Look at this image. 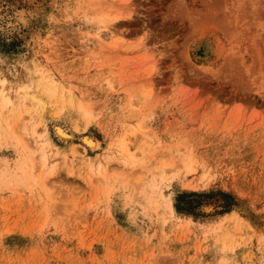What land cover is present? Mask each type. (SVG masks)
I'll use <instances>...</instances> for the list:
<instances>
[{"label": "rangeland", "instance_id": "374dc122", "mask_svg": "<svg viewBox=\"0 0 264 264\" xmlns=\"http://www.w3.org/2000/svg\"><path fill=\"white\" fill-rule=\"evenodd\" d=\"M0 93V264H264V0H0Z\"/></svg>", "mask_w": 264, "mask_h": 264}, {"label": "bare ground", "instance_id": "6f19581e", "mask_svg": "<svg viewBox=\"0 0 264 264\" xmlns=\"http://www.w3.org/2000/svg\"><path fill=\"white\" fill-rule=\"evenodd\" d=\"M119 1H122V0H119ZM124 1V0H123ZM104 4H106V3H104ZM116 12V11H115ZM113 15H115V13L113 14ZM107 15H102V16H100V18H99V20H98V28H97V34L96 35H98V37H100V35L104 32V31H113L114 32V29H116L117 30V28H116V24L118 25V23L121 21V20H119V16H115V17H113V18H109V17H106ZM120 25H122V23L120 24ZM119 25V26H120ZM113 29V30H112ZM114 34V33H113ZM45 82V80L43 79V78H41V81L40 82ZM40 82H39V84H40ZM47 83V82H46ZM49 83V82H48ZM52 83V82H51ZM45 85V84H44ZM56 86V85H55ZM46 89L48 90V93L50 92L51 94H52V96L53 95H55V89H56V87H54L53 89L47 84L46 86ZM44 87V88H45ZM1 94V93H0ZM51 96V97H52ZM143 96L145 97V96H147V93H143ZM2 98V97H1ZM37 101V100H36ZM41 102V101H40ZM3 103H4V105L5 104H7V101H3ZM10 103V102H9ZM20 117H22V116H20ZM20 120L22 119V118H19ZM17 120V121H20V120ZM30 119V118H29ZM25 121V120H24ZM23 121V119H22V122H24ZM23 124H25V123H23ZM19 125H20V123H19ZM11 126V125H10ZM9 126V127H10ZM19 127H21V126H19ZM19 127H17V126H15L14 128L16 129L17 128V131H18V129H20ZM11 128H13V127H11ZM23 129V125H22V128H21V130ZM59 129V128H58ZM12 130V129H11ZM20 130V131H21ZM60 130V129H59ZM13 131V130H12ZM11 131V133H13ZM16 130H14V133H18V132H15ZM23 131V130H22ZM60 132V131H59ZM57 133V134H59V135H63V134H60V133ZM10 133V134H11ZM21 133V132H20ZM32 133H33V131H32ZM62 133V132H61ZM19 134V133H18ZM134 134V133H133ZM32 135H34V133L32 134ZM132 135V134H131ZM11 136H12V134H11ZM14 136V135H13ZM18 136H20V135H18ZM17 136V134H16V137H18ZM64 136V135H63ZM126 136V135H125ZM33 137V136H32ZM37 137V136H36ZM133 137V136H132ZM15 138V137H14ZM19 138V137H18ZM21 138H23V137H20L18 140H22ZM37 138H39V137H37ZM123 138V137H122ZM121 138V139H122ZM120 139V140H121ZM25 140V141H24ZM23 140V142L22 143H26V139H24ZM31 140H33V139H30L29 138V140H28V143L31 141ZM83 140L85 141V143L89 146V147H91V148H95V147H97V145H98V143L95 141V140H93V139H91V138H83ZM128 138L126 137H124L120 142H121V144H120V146H121V148H123V151L125 152V151H128ZM132 141V140H131ZM33 143H34V140L32 141ZM32 142H30V144L32 143ZM130 142V141H129ZM21 143V142H20ZM36 143V142H35ZM138 143V142H137ZM130 146H131V144H129ZM134 145H136V144H134ZM42 146V145H41ZM77 146H79V145H77ZM22 147V146H21ZM28 146L26 145V148H27ZM137 147H139V145H137ZM25 148V149H26ZM133 148H134V146H133ZM136 148V147H135ZM140 148V147H139ZM76 149V148H75ZM79 149V148H78ZM84 149V148H83ZM27 151H28V148H27ZM45 151V150H44ZM43 151V147H40L39 149H37V152H38V155L40 156V160H41V162H40V164H38V165H42L41 167H45V165H46V167H47V164H46V162H47V160H46V153ZM129 152V151H128ZM127 153V152H126ZM129 154V153H128ZM37 155V156H38ZM130 156H133V154L131 155V154H129ZM36 158V157H35ZM33 160H34V158H32ZM32 160V162H34V166H31L32 164H30V163H32V162H30L29 164H30V166H31V168H32V170L34 169V167H35V165H36V163H35V161H33ZM39 160V161H40ZM124 164H125V162H123ZM56 164H54V166H55ZM53 166V165H52ZM51 166V167H52ZM36 167H37V165H36ZM35 167V168H36ZM41 167H40V169H41ZM50 167V168H51ZM99 168V167H98ZM97 168V169H98ZM101 168V167H100ZM99 168V169H100ZM53 169H55V168H52L51 170L49 169V173L48 174H53V172H54V170ZM103 169V168H102ZM105 169V168H104ZM38 170V169H37ZM98 171V170H97ZM101 171H103V170H101ZM107 171V170H106ZM30 172V175H32L31 174V172L32 173H35L36 171H35V169H34V172L33 171H29ZM29 172H28V174H29ZM56 172V171H55ZM54 172V173H55ZM58 172V171H57ZM99 173H100V171H99ZM103 173H105L104 171H103ZM57 174V173H56ZM106 174V173H105ZM54 175V174H53ZM58 175V174H57ZM104 175V174H103ZM103 175L101 176V175H99L100 177H103ZM29 176V175H28ZM34 176L32 175L31 176V179L33 178ZM50 177H51V175H50ZM56 177V176H55ZM45 178H47V177H45ZM44 178V179H45ZM28 179H30V177H28ZM48 179V178H47ZM44 180H42V182H43ZM48 182V181H47ZM44 183H46V180H45V182ZM133 200V199H132ZM155 209H158V206L155 204ZM170 209V212L171 213H173V209H172V207H170L169 208ZM169 212V213H170ZM228 233V232H227ZM226 233V234H227Z\"/></svg>", "mask_w": 264, "mask_h": 264}]
</instances>
